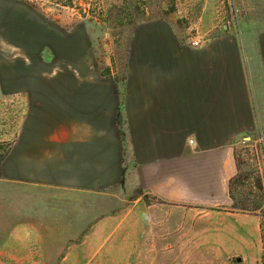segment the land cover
<instances>
[{
  "label": "crops",
  "instance_id": "crops-1",
  "mask_svg": "<svg viewBox=\"0 0 264 264\" xmlns=\"http://www.w3.org/2000/svg\"><path fill=\"white\" fill-rule=\"evenodd\" d=\"M144 41L123 88L45 82L70 91L24 98L0 161V256L10 263L90 264L100 227L115 233L127 219L146 232L154 211L179 217L228 200L232 143L264 122L263 46L232 32Z\"/></svg>",
  "mask_w": 264,
  "mask_h": 264
},
{
  "label": "rangeland",
  "instance_id": "rangeland-1",
  "mask_svg": "<svg viewBox=\"0 0 264 264\" xmlns=\"http://www.w3.org/2000/svg\"><path fill=\"white\" fill-rule=\"evenodd\" d=\"M162 32L188 39L232 32L264 48V0H72L71 7L0 0V161L16 140L25 97L70 91L45 82L113 80L123 88L128 66L143 64L145 36ZM232 147L235 184L226 202L179 217L154 211L146 232H130L127 219L115 233L100 227L88 242L97 253L90 264H262L264 122ZM0 264L14 263L0 256Z\"/></svg>",
  "mask_w": 264,
  "mask_h": 264
},
{
  "label": "trees",
  "instance_id": "trees-1",
  "mask_svg": "<svg viewBox=\"0 0 264 264\" xmlns=\"http://www.w3.org/2000/svg\"><path fill=\"white\" fill-rule=\"evenodd\" d=\"M21 1V0H17ZM44 1L46 3H51L52 5H57L61 7H71L72 6V0H40ZM59 2V3H58ZM235 184V179H231L228 182V192H231ZM259 229H260V239L262 246L264 247V216L260 217V224H259ZM262 264H264V257L262 258Z\"/></svg>",
  "mask_w": 264,
  "mask_h": 264
},
{
  "label": "built area",
  "instance_id": "built-area-1",
  "mask_svg": "<svg viewBox=\"0 0 264 264\" xmlns=\"http://www.w3.org/2000/svg\"><path fill=\"white\" fill-rule=\"evenodd\" d=\"M191 45L194 46V47H197V46L199 45V42H198V41H193V42L191 43ZM188 144H189V145H192V144H193V141L190 140V141L188 142Z\"/></svg>",
  "mask_w": 264,
  "mask_h": 264
}]
</instances>
